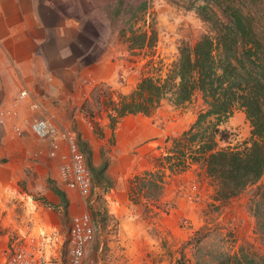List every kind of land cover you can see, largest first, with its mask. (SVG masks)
Returning <instances> with one entry per match:
<instances>
[{"label":"rangeland","instance_id":"rangeland-1","mask_svg":"<svg viewBox=\"0 0 264 264\" xmlns=\"http://www.w3.org/2000/svg\"><path fill=\"white\" fill-rule=\"evenodd\" d=\"M48 2L66 18L64 27L53 32L52 38L56 44L67 47V62L80 67L99 62L104 77L97 81L90 76L79 79L80 83L88 85L86 89L80 86L82 90L69 101L68 118H84L90 124L94 140L103 138V127L107 130L108 146L114 144L113 130L119 125L114 129L110 127L107 118L110 107L99 104L97 88H109L112 99L117 101L118 95L129 94L144 76L164 80L178 60L179 49L184 45L193 47L203 34L214 36V25L226 18L220 5L212 0ZM43 11L48 16L47 11ZM54 21L53 16L51 22ZM132 31L135 34L147 32L152 36V44L129 47L127 37ZM203 107L199 92L178 105L168 98L162 99L148 120V124L164 132L162 144L141 142L129 152L134 157L129 162L117 161L121 156L110 157L108 146L99 149L96 162L91 149L93 138L85 139L77 134L79 148L92 174L93 187L88 199L58 183L56 158L47 157L46 149L41 152L40 159L52 162L51 174L47 177L49 187L61 199L67 198L68 206L60 209L63 213L60 228L53 232L40 230L39 217L35 228L31 227L29 218L18 219L23 228L19 230L8 218H0V262L8 258L16 239L26 240L30 236L39 237L40 248L49 253L53 261L66 259L71 217L82 212L90 214L95 227L94 239L85 256L93 264H226L228 256L241 251L263 254V242L249 209L255 185L223 202L214 201L213 181L207 176L204 165L194 163L171 172L165 169L163 189L157 197H142V191L139 195L128 194L127 187L135 174L155 170L160 164L167 167L162 156L172 147V139L190 128ZM140 118L127 115L120 123H133ZM7 123H11L13 129L14 124ZM219 128L228 134L227 139L218 141L219 148L242 145L250 138L249 121L239 107ZM68 193L71 196L67 197ZM36 198L45 208L44 196ZM50 207L53 210V206Z\"/></svg>","mask_w":264,"mask_h":264},{"label":"trees","instance_id":"trees-1","mask_svg":"<svg viewBox=\"0 0 264 264\" xmlns=\"http://www.w3.org/2000/svg\"><path fill=\"white\" fill-rule=\"evenodd\" d=\"M212 1L226 18L214 25V36L203 34L193 47L182 46L164 80L144 76L129 94L118 95L117 101L109 88L97 84L93 89L100 91L99 104L110 107L107 118L112 129L126 115L150 116L164 98L178 105L199 92L204 107L190 128L172 139V147L162 156L167 167L160 164L155 170L135 174L128 194L142 191V197H157L165 169L171 172L201 163L213 181L214 201L223 202L255 185L249 209L264 246V0ZM127 42L129 47L149 46L152 36L132 31ZM238 107L249 121L250 138L242 145L219 148L218 141L228 137L219 125ZM226 264H264V253L241 251L228 256Z\"/></svg>","mask_w":264,"mask_h":264},{"label":"crops","instance_id":"crops-1","mask_svg":"<svg viewBox=\"0 0 264 264\" xmlns=\"http://www.w3.org/2000/svg\"><path fill=\"white\" fill-rule=\"evenodd\" d=\"M55 8L48 0H0V105L16 108L19 117L14 123L23 130L21 135H16L11 123L0 126V218H8L19 230L23 228L18 219L29 218L31 227L35 228L40 217V230L57 231L63 214L60 209L68 206L66 196L61 199L47 183L52 162L33 157L36 151L43 152L48 143L31 135L28 121L48 115L61 127L72 128L78 136L94 140L90 124L84 118H68V105L77 91L82 90L80 86L87 88L88 84L80 83L79 79L90 76L97 81L104 78L101 63L80 67L67 62V47L56 44L52 38V33L66 24L64 14ZM52 14L54 22H51L53 16H49ZM23 88L28 96L16 100V94ZM33 100H37L40 107L31 111L29 105ZM129 116L141 118L133 123L119 122L113 130L114 144L111 146H108L107 130L102 127L103 138L94 140L91 147L96 162L101 147H110L108 154L112 158L113 155L121 156L117 161L129 162L134 158L129 152L141 142L162 144L164 132L148 124L149 116ZM54 160L59 162L57 158ZM36 196H44L45 208ZM67 211L70 213L71 209L67 207Z\"/></svg>","mask_w":264,"mask_h":264},{"label":"built area","instance_id":"built-area-1","mask_svg":"<svg viewBox=\"0 0 264 264\" xmlns=\"http://www.w3.org/2000/svg\"><path fill=\"white\" fill-rule=\"evenodd\" d=\"M28 96V91L23 88L16 94V100ZM40 107L37 100H33L29 109L34 111ZM18 111L13 107L0 106V124L14 123L18 118ZM28 130L37 140L48 143L44 152L49 158L59 160L57 166V180L69 190L77 191L81 197L88 199L93 187L92 174L86 165L83 152L78 145L77 132L72 128L61 127L53 117H33L28 123ZM13 131L21 135L23 130L14 123ZM42 151H36L33 157L39 158ZM42 154V153H41ZM95 236V227L88 212H82L71 217L68 229V254L62 261H53L52 256L43 251L39 237L30 236L26 240L16 239L11 244L8 258L0 264H93L86 260V250Z\"/></svg>","mask_w":264,"mask_h":264}]
</instances>
